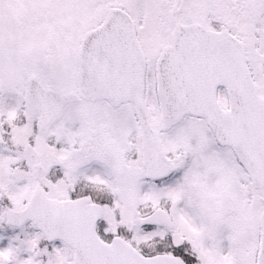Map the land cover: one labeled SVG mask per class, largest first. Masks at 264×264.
Returning a JSON list of instances; mask_svg holds the SVG:
<instances>
[{
	"label": "snow or ice",
	"instance_id": "1",
	"mask_svg": "<svg viewBox=\"0 0 264 264\" xmlns=\"http://www.w3.org/2000/svg\"><path fill=\"white\" fill-rule=\"evenodd\" d=\"M0 264H264V0H0Z\"/></svg>",
	"mask_w": 264,
	"mask_h": 264
}]
</instances>
